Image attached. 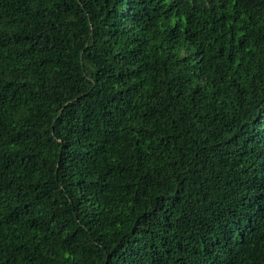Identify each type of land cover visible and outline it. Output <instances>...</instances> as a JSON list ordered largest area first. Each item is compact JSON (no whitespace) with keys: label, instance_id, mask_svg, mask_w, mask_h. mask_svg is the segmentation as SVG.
<instances>
[{"label":"trees","instance_id":"16d2710c","mask_svg":"<svg viewBox=\"0 0 264 264\" xmlns=\"http://www.w3.org/2000/svg\"><path fill=\"white\" fill-rule=\"evenodd\" d=\"M0 264H264V0H0Z\"/></svg>","mask_w":264,"mask_h":264}]
</instances>
